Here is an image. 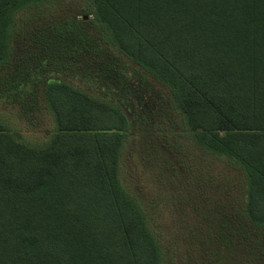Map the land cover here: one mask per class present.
I'll use <instances>...</instances> for the list:
<instances>
[{
    "label": "trees",
    "instance_id": "16d2710c",
    "mask_svg": "<svg viewBox=\"0 0 264 264\" xmlns=\"http://www.w3.org/2000/svg\"><path fill=\"white\" fill-rule=\"evenodd\" d=\"M41 1L0 0V63L16 13ZM95 15L172 87L197 142L244 168L248 214L263 225L264 0H95ZM45 97L57 127L44 146L0 119V264H160L120 184L127 116L60 81L47 82Z\"/></svg>",
    "mask_w": 264,
    "mask_h": 264
},
{
    "label": "rangeland",
    "instance_id": "374dc122",
    "mask_svg": "<svg viewBox=\"0 0 264 264\" xmlns=\"http://www.w3.org/2000/svg\"><path fill=\"white\" fill-rule=\"evenodd\" d=\"M8 44L0 63V119L21 141L44 146L55 135L49 80L127 116L120 184L142 210L160 264H264V224L248 214L246 171L197 142L172 87L122 52L97 19L95 0L23 8ZM16 82L24 84L20 92Z\"/></svg>",
    "mask_w": 264,
    "mask_h": 264
}]
</instances>
